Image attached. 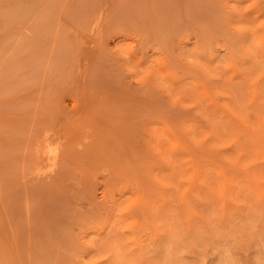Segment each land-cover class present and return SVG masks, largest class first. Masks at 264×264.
Returning a JSON list of instances; mask_svg holds the SVG:
<instances>
[{
	"label": "rangeland",
	"instance_id": "obj_1",
	"mask_svg": "<svg viewBox=\"0 0 264 264\" xmlns=\"http://www.w3.org/2000/svg\"><path fill=\"white\" fill-rule=\"evenodd\" d=\"M0 264H264V0H0Z\"/></svg>",
	"mask_w": 264,
	"mask_h": 264
},
{
	"label": "bare ground",
	"instance_id": "obj_2",
	"mask_svg": "<svg viewBox=\"0 0 264 264\" xmlns=\"http://www.w3.org/2000/svg\"><path fill=\"white\" fill-rule=\"evenodd\" d=\"M50 127H51V125H50ZM61 128H62V127H61ZM52 157L55 158V155H54V154H51V158H52Z\"/></svg>",
	"mask_w": 264,
	"mask_h": 264
}]
</instances>
